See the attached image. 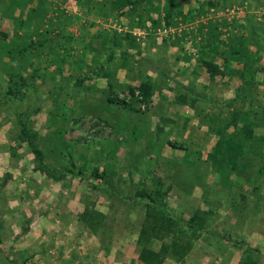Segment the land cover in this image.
Listing matches in <instances>:
<instances>
[{
  "label": "rangeland",
  "instance_id": "rangeland-1",
  "mask_svg": "<svg viewBox=\"0 0 264 264\" xmlns=\"http://www.w3.org/2000/svg\"><path fill=\"white\" fill-rule=\"evenodd\" d=\"M116 1L0 0V264H264L261 142L241 144L229 135L234 126L224 132L227 120H215L240 115L245 96L214 85L234 75L227 68H240L247 47L264 52V0H182L168 24L166 0H128L121 10ZM214 36L225 53L211 77L197 57ZM175 38L182 51L168 48ZM10 76L25 82L18 88ZM143 82L152 89L145 103L137 100ZM262 89L250 95L254 129L263 125ZM21 128L35 134L41 156L20 139ZM218 130L237 151L213 148ZM168 142L183 147L172 160ZM43 186L49 193L40 200L49 198L60 230L42 225ZM138 193L158 204L150 209ZM154 215L169 217L168 228L149 232Z\"/></svg>",
  "mask_w": 264,
  "mask_h": 264
},
{
  "label": "crops",
  "instance_id": "crops-1",
  "mask_svg": "<svg viewBox=\"0 0 264 264\" xmlns=\"http://www.w3.org/2000/svg\"><path fill=\"white\" fill-rule=\"evenodd\" d=\"M221 38L219 37H215L214 36V38L212 37V44L211 45H208V46H206V44H204V45H202V48L200 47V51H201V53H203V55L201 56V53L199 54L198 53V59L200 58H203V59H201V61L202 60H205V59H208L209 61H211V62H213L214 64H216L217 65V63H218V59H220V57H219V55L221 54V52H223V53H225L224 51H221L219 48H218V46H219V42L220 41H222V40H220ZM181 44H182V40L181 39H179V38H175V39H173V41L171 40H168V48L170 47L171 49H173V47L172 46H177L178 47V50H181L182 51V49H180L179 47L181 46ZM173 50H177V48H174ZM170 51V50H169ZM236 50H234V49H232V51H231V53L232 52H235ZM185 52L188 54H186V53H184L185 55H181L180 57L182 58V59H185V58H187V60L189 61V59H190V53H188V51H186L185 50ZM176 53H178V52H176ZM257 53V54H256ZM242 54V53H241ZM258 54H260V56H262V59L259 57V56H257V57H259L260 58V60H256L257 59V57L254 59V58H252V56H254V55H258ZM227 55V54H226ZM226 55H223V57L225 58L226 57ZM237 57V56H236ZM242 57H243V64H239V66H240V68H237L236 69V67H235V64H231L227 69V72L229 71V73H231V74H233L234 73V75L232 76H229V78L230 79H228V80H225V78H221L220 77V79L218 78H215L214 79V85H216V86H222V84H224L225 83V85H227L228 84V88L229 89H236V88H243V96H245L244 98H243V101H242V98L241 99H239V101H241L242 102V107H243V109L241 110H239L240 112L239 113H241L240 115H238V114H236V116H235V118H239L238 120L239 121H243V120H245V116H247L248 117V119L250 120L249 122L251 123V129H249V136H250V138H248V139H245V140H243L242 142H240L241 144L242 143H246V142H251V143H253V141H254V139H257L258 138V140L261 142V144L260 145H258V150L260 151V153L262 154V153H264V117H262V118H258V120H256V122H261L262 121V123L261 124H263L261 127L262 128H252V125H253V118L251 117V110H250V108H248L249 106V104H251V100H252V98H251V96L250 95H252V93H254V94H260V96H262L263 94H262V92H263V89H262V87H263V79H264V52H262L261 50H258V51H254L251 47H247L246 48V53L245 54H242ZM255 57V56H254ZM176 58H178V57H176ZM226 58H228V59H232V57H226ZM197 59V60H198ZM235 58H233V60H234ZM192 61V60H191ZM259 61V62H258ZM254 63V65L252 64V63ZM258 62V63H257ZM220 65V64H219ZM218 66V65H217ZM218 69H222V67L220 68V66H219V68ZM231 71V72H230ZM194 72V71H193ZM258 75H260V79L258 80V79H254L255 80V83L256 84H252L251 83V81L252 80H250L251 79V77H257ZM191 77V74L189 73V72H187V75L185 76V78L186 79H188V82H192V83H194L193 82V80H194V78H197V76H194V77H192V79L190 80L189 78ZM239 80H237V79ZM108 80H109V78H108ZM250 81V82H249ZM252 85V86H251ZM188 87L189 88H192L193 87V85H191V84H188ZM195 87V86H194ZM229 98L231 99V98H233V97H231V96H229ZM262 99V98H261ZM216 100L218 101V102H220V100L218 99V98H216ZM241 102H239V103H241ZM262 102L264 103V99H262ZM197 106L199 105V104H196ZM195 106V105H194ZM194 106L193 107H191L190 109H192L193 110V114H196V115H198L197 117H200V115H203L202 116V118L201 119H203V117L205 118V114H200V112L199 111H201V110H199L198 111V109L195 107L194 108ZM185 107H187V106H185ZM241 107V108H242ZM197 110V111H196ZM170 113H172V112H170ZM179 113H180V111H179ZM202 113V112H201ZM212 115H216L215 113H212ZM193 118H194V116H193ZM192 118V119H193ZM234 118V117H233ZM231 119V118H230ZM230 119H228V118H219V119H216L215 121H224V120H230ZM214 120V119H213ZM182 127V126H181ZM237 132V131H236ZM185 133H187L188 134V132H185ZM238 133V132H237ZM242 132L240 131V134H241ZM215 138H216V135H215ZM240 143H239V145H240ZM215 146V143L213 144V147ZM183 148V147H182ZM205 148V147H204ZM204 148L202 149V152H203V150H204ZM173 149L172 148H170V147H168V159H171L172 160V155H171V151H172ZM25 156H24V153H21V156H20V162H23V163H25ZM24 159V160H23ZM13 161V159L11 160V162ZM14 162V161H13ZM25 167V166H24ZM12 175V174H11ZM15 179H16V177H15ZM14 179V180H15ZM17 180V179H16ZM220 180V179H219ZM60 189V188H59ZM48 190L49 189H46V188H44V186H43V189H42V191H41V193L39 194V197H38V200H40V198H42V197H44L45 195H47V193H49L48 192ZM16 195H17V193H13V192H10V194L8 195V197L10 198V199H14L15 197H16ZM4 196H6V194L4 195ZM21 196H22V194H21ZM54 198L56 199V195L54 196ZM42 200V201H41ZM40 201V205L41 206H43L42 207V209L39 211V214L44 218L43 219V223H42V225H43V227H45L46 229H49V228H53V229H56V230H60V229H62L61 228V226L60 225H52V222H53V220H52V218H51V216L53 215V214H56V212H57V210H55V208L54 209H49V207L50 206H48L47 207V205L46 204H48L49 205V198H47V201L46 202H44V199H41ZM54 201V200H53ZM55 203H57V202H55ZM58 204V203H57ZM64 206H66V208L68 209L69 208V204L68 203H64ZM70 209V208H69ZM3 210H7V208L6 209H3ZM10 210V209H9ZM2 211V210H1ZM1 211H0V213H1ZM64 211L66 212V209H64ZM74 225V224H73ZM76 227H78V225H75V228ZM64 228V227H63ZM73 228V227H72ZM256 241H258V239H255ZM93 241V240H92ZM101 241V246H103V245H105V244H107L106 242H103L100 238H99V240L97 241V243H99ZM260 241V240H259ZM259 243V242H258ZM257 243V245L258 246H256V248L257 247H260V244H258ZM124 245V244H123ZM126 246V245H125ZM255 249V248H254Z\"/></svg>",
  "mask_w": 264,
  "mask_h": 264
},
{
  "label": "trees",
  "instance_id": "trees-1",
  "mask_svg": "<svg viewBox=\"0 0 264 264\" xmlns=\"http://www.w3.org/2000/svg\"><path fill=\"white\" fill-rule=\"evenodd\" d=\"M72 1H74L76 3H80L82 0H72ZM181 1L182 0H166L165 5L163 6V17H164V21H165L164 23L165 24H168V22H169L168 19L171 18V16H173L174 14H176V13L177 14H182V11H181L182 10V7L180 6V2ZM116 2H115V5L114 6H115V8H117L119 10L123 9L124 7H126L128 5V3H130L128 0H121V1L118 0ZM32 46H34V44H32L30 42V44L25 45V47H23L18 53L23 54V53H25L27 51V49H29V47H32ZM234 54L237 55L238 52L235 51ZM112 57L113 56H111V55L108 56L109 59H107V63L110 62V60L113 59ZM202 65L208 71V73L211 75V77H213L214 75L218 74V70L219 69H218L217 65H215L213 62L204 60V61H202ZM105 71L103 72L102 75L104 77H106V81H107L108 86H109L110 84L108 82L109 81L108 80V73L105 72ZM16 77H17V79L15 81V79H13L14 76H10L9 82L12 81V79H13V82L14 83L13 82H11V83L12 84H15L16 87L19 88L20 84L21 83L23 84L25 82V80H24V78L22 76H16ZM0 84H1V82H0ZM109 88L111 89V86H109ZM6 93H7V95H15V92H14V90H12L11 86H7V92ZM129 93L133 96L134 95V90H132V88H129ZM138 93H139V99H137V100L139 102L145 103V102H148V100L151 98V96H152V89L148 85L147 82H143V83H141L138 86ZM108 103H110V104H113L114 103L116 105L123 106L124 109H128V110H131L132 109V106H130V104H128V103H122V102H119V101L114 102V99H111L110 97L108 98ZM245 117L246 118L243 121L242 120L239 121L238 120L239 119L238 117L237 118L234 117V118H231L230 120H227V125H226V128H225L224 132H226V130H228L230 128V126H234V129L232 130V132L229 133V135H231V137H236V134H239V137L242 138L241 139L242 141L245 140V139L250 138V136H249V129H251V124L249 122L250 120L248 119V117L247 116H245ZM241 122H246V124L245 125H241L240 124ZM252 128H253V125H252ZM238 129H239V132L237 131ZM240 130L242 132L241 134H240ZM221 134L222 133L220 132V130H218V132L216 133V142H215V146H214L215 147V150L216 151H219V150H221V149H223L225 147V148H228V150L230 152L237 151L236 149L233 148V144H235V142H233L232 139H230V140H224V139H222ZM19 135H20V139L21 140L28 142V144L32 147V149H33L34 153H36V155L41 156L40 151L36 149V146H35V144L33 142V140L35 139V134L29 133V130L26 129V128H21ZM168 145L170 147H172V149H179V150L180 149H183L182 146H177L176 144H172V143H169V142H168ZM235 157L236 156H233V157L231 156L230 160H233L234 161ZM78 173L81 174L82 172L79 170ZM92 175L93 176H96L98 178L101 177L100 175H98V172L96 170H94L92 172ZM102 181H104V180H102ZM136 198H140V199L146 200L148 202V204H149L150 209H153L158 204L151 197L150 194H146V193H141L140 194V193H138V194H136ZM153 219H154V223L151 225V228H150L149 232H151V231L153 232L154 229H158V228H161L163 226H165L166 228H168V223H170V220H171L169 217L163 219V216L161 218L162 220H158L156 218V216L153 217ZM144 232H146V231H143L142 234L140 235L139 239H138V240H140V242L144 238L143 237L145 235ZM227 241H228V244H231L233 246H236V247H245V249H246L245 251L246 252L252 251L251 248L249 247V245H246L243 241H237V240H233V239H230V240H227ZM165 249H166V247H165ZM254 251L255 250H253V252ZM146 252H147V250H145L144 248H142L141 253H140V258L144 262H145L146 259H148L146 257ZM152 264H156L154 262V260H152Z\"/></svg>",
  "mask_w": 264,
  "mask_h": 264
}]
</instances>
